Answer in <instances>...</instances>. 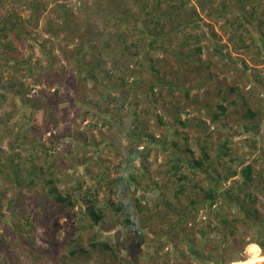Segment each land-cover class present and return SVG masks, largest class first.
I'll use <instances>...</instances> for the list:
<instances>
[{"label":"rangeland","instance_id":"1","mask_svg":"<svg viewBox=\"0 0 264 264\" xmlns=\"http://www.w3.org/2000/svg\"><path fill=\"white\" fill-rule=\"evenodd\" d=\"M39 1L41 5L46 6L42 17L38 24L34 20L25 23L28 38L22 43V52L14 53L18 63L31 60L33 71L27 75L24 70H20L19 76H15L14 69H9L4 61L6 54L4 57L1 55L0 73L3 75L0 91L4 90L2 86L4 83L10 85L11 82H14L19 88L22 83H25L29 87H36V91L48 90L49 83L52 82L51 91H54L55 88H59L60 91L50 104L43 109H38L33 114L31 106L26 102H28L27 97L32 98L35 90L27 94H16L15 91L18 90L16 86L13 89L11 86L8 88L11 93L0 109V163L13 157L21 167L17 172L25 182L29 179L28 170L30 167H35L38 175L33 185L27 184L28 181L26 185H23L21 188L24 195L23 199L20 200L19 205L10 209L7 203L14 196L15 190L6 188L8 184L5 181L6 175L4 172L1 173L0 198L3 204L1 213L6 216V220H3L0 234L6 231L5 237L10 242H14V236L18 234L24 237L25 242H33V248L36 249L37 253L26 250L24 246L16 248V253L20 254V264H134L138 259L135 254L129 252L127 247L132 243V233H137L139 227H145L148 234L152 233L151 230L160 229L161 238L168 240L165 248L171 250L174 241L169 240L168 235L164 234L169 229L168 219L162 215L163 205L160 204L159 208L156 209L155 203L162 195V191L175 199L174 192L179 188V180L177 176L167 175L163 172L166 166L172 163L173 155L182 159L180 163L184 167L183 170L191 173L190 167L187 165L188 161L201 157L205 147L210 158L206 161L205 167H208L212 174L223 173L224 167L229 166V162L223 165V159L218 158L217 152L221 142L226 140L228 147L237 156L243 158L246 163H254L255 171L264 168V63L254 61L255 59L261 61L264 54L256 48V43L260 44L262 36L254 28L257 26L256 22H245L244 26H240L236 30L233 23L227 21L231 17L229 13L219 17L215 15V18L212 19L202 12L198 0H189V3L185 5L183 11L186 13L198 11V16L195 15L194 17V25L197 29L183 28V30L185 28L188 30L190 43H192L185 49H191L194 52V58L186 70L188 71L187 82H183L185 73L173 62L174 58L171 51L153 50L151 53L154 58H159L161 62H164V66L161 68V76L166 73L168 77H171L169 73L170 70H173L177 79L186 88H177L168 93L167 87H164L163 96L156 101L139 89L137 92L140 99L139 104L136 105L135 101H132L134 108L138 107L137 110L141 109V112L148 111L149 108L148 117L144 113L141 114L143 115L141 119H145L146 126L150 128L146 132L155 133L158 139H166L168 149L164 150L155 142L146 141V145L145 142L142 143V146L139 147L141 150L147 145L152 147L146 158L149 163L148 175L141 178V169L145 163L138 156V160L141 162L140 169L135 167L134 171L132 170L136 180H134L133 186L127 184V188H124V185L122 186L116 179L122 175L128 180L131 168L126 167L124 160L126 159L125 156L128 155L130 145L129 140L120 134V130L110 125L111 120L116 123L115 117H119L113 114L117 106L114 103L107 105L106 101L96 97L95 93H100L102 81L97 83L92 78L85 79L84 76H79L80 66L73 56L76 54L74 49L78 48L76 44L81 43V38L72 39L70 32L67 31L68 29L71 32L79 30L81 35H84L88 27V24L87 26L84 25L88 14L83 11L84 7L83 9H76L75 3H82L77 2V0H71L70 3H66L64 0ZM89 1L92 2V0ZM6 2L9 11L13 12L14 8L25 20H28L26 8L20 7L18 4L14 5V2L10 0H5ZM58 4L63 5V7L66 6L68 10L74 11V14L71 17L72 20L68 22V28L66 26L65 28L59 27V33L55 34L47 32L46 26L48 21L56 23L57 27L61 25L63 19ZM69 4L75 8L68 7ZM210 4L208 5L210 6ZM130 5L128 4V6ZM214 5V7L218 6L217 3ZM164 6L165 3H163ZM246 7L248 12L251 10L255 12V17L252 20L260 16L264 18V0H250ZM135 8L133 6V10ZM100 13L104 17V11L102 10ZM97 16L94 17L96 22L91 20L96 23L97 28L95 30L90 28L99 40L97 51L93 54H87L83 64H87L94 57L99 59L95 60L96 62L99 61L98 64L100 63L95 71L98 76L103 77L102 71L108 72V70L115 69L110 57L111 54H108V46L105 44L107 35H113L111 40H108L109 48L113 50L118 35L127 31L128 25L123 22L120 24L111 22V27H108V22L102 23V19H98ZM134 16L138 18L137 13ZM173 22L172 20L168 21L165 28L171 32L174 46H176L180 45L181 40L185 37V32L177 28L178 24L182 26L184 23L183 21L182 23ZM206 22L211 23L212 31L206 26ZM200 25L203 26V31ZM204 31L208 34L209 39L201 35ZM126 34H128L127 45H131L132 41L141 36L138 29H132ZM240 35L243 39H240ZM12 37L15 38V42H18L16 36L12 35ZM198 39L202 40L201 43ZM211 44L225 45L224 60L222 56L210 52ZM198 46L202 47L201 52L197 50ZM99 50L103 56L102 60L100 57L98 58L99 53L97 52ZM126 51L128 52L127 55L131 56L136 50L134 47H130ZM244 62L249 66L247 72L242 70ZM127 63L124 61V66ZM206 64L207 66H205ZM138 65L137 62L134 63V68L136 69ZM114 74L113 81L117 80L121 73L116 71ZM34 79L41 80L38 87L34 86ZM132 79L130 78V81ZM237 85L241 88L243 97L240 96L239 92L231 91V86ZM217 88L221 89V94L227 95L224 103L229 108V115L221 116L220 119L213 121L211 113L217 110L220 98L216 95ZM188 90L189 94H187ZM84 99L87 100L84 101ZM129 107L130 105H127L122 109V112L126 113L123 121L131 118L133 112L128 113ZM247 108H251L256 115L254 117L243 116ZM128 114L129 118L127 119ZM160 117L162 121L159 120ZM180 120H183V123ZM252 121L259 122L255 129L251 128L253 126ZM187 134H189V138L185 137ZM16 153L17 155H14ZM44 153L46 158L43 157ZM89 156L95 157L94 163L90 160L84 161ZM244 163H240L238 167L241 168ZM50 164L52 171L61 169L54 175L53 183L58 185L59 190L64 195L73 194L77 191V187L72 186V184L76 185L74 182L78 179L84 180L83 189L87 186H96L95 184L98 183L97 180L99 179L98 175L103 173L104 182H100L101 188L98 196L100 203L106 204L104 207H106L108 217L101 224L91 228L90 223L92 221H89L84 209L78 204L72 209L68 208L67 205L61 206L53 198L48 199L50 214L48 216L43 214L38 201L45 199L48 194V186L45 183L49 178L46 173L50 171ZM236 166L237 164L234 165V167ZM42 170L45 174H41ZM207 175L206 173L196 174L194 180L201 181ZM261 176L258 175L254 178L253 185L257 184V179ZM242 179L240 174L235 175L225 181L224 185L225 187L236 186L237 181H242ZM150 183L152 185L146 189ZM205 183H208V180ZM107 184L110 188H106L105 185ZM111 188H115L116 193H112ZM250 190L254 191L255 189L251 186L241 194L244 195ZM202 194L200 189L195 191L196 197L198 195L201 197ZM75 195L77 197V193ZM110 199L125 204V211L131 215L134 225L130 226L123 220V217H126L123 212L121 214L118 212L119 217L114 215L113 210L107 207L109 205L107 202ZM185 199L184 197L183 202H186ZM59 206L62 207L61 212H57ZM58 213L60 215L56 216ZM151 215L152 219L148 220L147 218ZM127 216L129 215L127 214ZM92 236L96 237L95 240L110 239L112 245H115L118 257L115 258L109 250L104 252L105 249L100 248L87 253L86 249L92 250L90 245V241L93 240ZM151 236L159 238L156 234L154 236L151 234ZM118 237L121 244L116 246ZM148 241L149 239L143 240L140 245V250L144 253ZM178 243L179 248L186 251L184 244L180 241ZM248 246L243 253L244 258L240 261L248 258ZM73 247H77V254H71ZM164 251L165 249L161 252ZM173 251H175V247H173ZM258 255L254 260H248V264H264V255L261 250ZM159 261L160 263L164 262L162 258ZM139 262L142 264L143 261L139 260ZM238 262L229 264H238ZM194 264L196 263L194 262Z\"/></svg>","mask_w":264,"mask_h":264},{"label":"trees","instance_id":"2","mask_svg":"<svg viewBox=\"0 0 264 264\" xmlns=\"http://www.w3.org/2000/svg\"><path fill=\"white\" fill-rule=\"evenodd\" d=\"M10 1L14 2V5L18 4L20 7H24L28 10V20H25L17 10H14V8L13 12L9 11L8 6L6 5L8 3H5V0H0V57L1 55L4 57L6 54L4 61L9 69H14L15 76H19L18 72L20 70H24V72L29 75L33 71L31 60L25 61L24 63H18L16 60L17 56L14 53L22 52V43L28 38V34L25 31V23L34 20L36 24H38L46 6L43 4L41 5L39 0ZM79 1L82 3H75L76 9H83L84 7L83 11H86L88 14L84 25L87 26L88 24V27L86 28L84 35H81L82 33L79 32V30H74L72 32L69 29L67 30L70 32V37L72 39L81 38V43L76 44L78 48L74 49L76 54L73 58L76 59L78 66H80L78 72L79 76H84L85 79L92 78L97 83H100L101 81L103 82L100 86V93H95L96 97L100 98V100L106 101L107 105L114 103L117 106V109L113 114H116L119 117H115L116 123L111 120L110 125L113 126V128L117 127L118 130H120V134L129 140L130 146L128 148V155L125 156L126 159L124 160V163H126V167L131 168V171L128 175V180L120 175L117 177L116 181L121 183L122 186L124 185V188H127V184L133 186V182L136 180L133 173L135 167L136 169H140L141 162L138 160V156H140L142 162L145 163L142 167L143 169H141V178H145L148 175L147 167L149 163L146 158L147 155L150 154L149 150L152 147L147 145V147H143V150H141L139 147L142 146V143L145 142L146 145L147 142H155L159 144V146H162L164 150L168 149L166 147V139H158L155 133L146 132V130H149L150 128L146 126V120L141 119V116H143L141 114L144 113V115L148 117L149 108L148 111L141 112V109L137 110L138 107L134 108L132 105L133 100L136 105L139 104L140 99L137 96L138 90L141 89V92H145V94L151 96V98L156 101L163 96L164 87H167L168 93H171V91H174L177 88H186L180 83V80L177 79L175 71L173 70H170L169 73L171 77H168V74L166 73L164 76H161V68L164 66V62H161L159 58H154V55L151 52L153 50L171 51L174 58L173 62L185 73L183 76V82H187L186 77L188 71L186 70L194 58V52H192L191 49H185V47L192 44L190 43L188 30L197 29L194 25V17L195 15L198 16V11L194 10L189 13L183 11L185 5L189 3V0H103L101 2L99 0H92L91 3L89 0H77V2ZM64 2L70 3L71 0H64ZM248 2H250V0H198L202 12H204L209 18L214 19L215 15L219 17L220 15L229 13L231 17L227 21L231 24L233 23L236 30L239 29L240 26H244L245 22L251 23V21H255L257 26L254 28L257 30V33H261L262 35L260 44L256 43V48L260 53L264 54V18L260 16L252 20V18L255 17V12L252 10L249 12L247 11L246 6ZM163 3H165L164 7ZM209 3H211L210 6L208 5ZM215 3L221 7H214ZM128 4L131 5L128 6ZM133 6H135V9L137 10H133ZM68 7L75 8L70 6V4ZM102 10L105 13L104 17L101 16L102 14L100 13ZM59 11L63 19L61 25L57 27L56 23L48 21L46 26L48 29L47 32L56 34L60 31L59 27L65 28L66 26L68 28V22L72 20L71 17L73 16L72 14H74V11L68 10L66 6L63 7V5H59ZM136 13L138 14V18H135L134 16ZM95 16H97L98 19H102V23L108 22V27H111V22H114L115 24L123 22L128 25L126 29L127 31L124 33L121 32L120 35H118L113 50L112 48H109L108 43V40H111L110 38L113 35H107V41L105 44L108 46V54H111L110 57L112 58L115 69L108 70V72L106 70H104V72L102 71L103 77L98 76L95 71V68L100 66V63H97L99 61L96 62L95 60L99 59H95L94 57V59L88 61L87 64H83L87 54H93L97 51L99 40L95 36L96 34L90 29L92 28L95 30L97 28L95 23L96 20L94 18ZM92 19L95 22L91 21ZM171 20L175 23L177 21L178 23H182V21L184 23V26L178 24L177 27L179 30L181 29L185 32V37L181 40L180 45L174 46V39L171 36V32L165 28L168 21L170 22ZM170 24L173 25L172 23ZM206 26H208L209 29L212 27L209 22H206ZM184 27L188 30H186V28L183 30ZM200 27L203 31V26L200 25ZM132 29H138L141 36L132 41L131 45H127L128 34L126 33ZM205 32L206 31L201 35H204L203 37L209 39L208 34ZM12 35L16 36L18 42H15V38H13ZM240 36V39H243L242 35ZM198 38H200V36H198ZM201 39H198L200 43L202 41ZM130 47H134L136 50L132 55L130 54L131 56L127 55L128 52L126 51ZM197 50L201 52L202 47L198 46ZM224 51V44H211L210 52L222 56L223 60L226 55ZM97 53H99L98 58L100 57L102 60L103 56L101 51L99 50ZM128 57L129 60H127ZM124 61L128 62L125 66L123 64ZM254 61L264 63V58L261 61L259 59H255ZM136 62L139 65L135 69L134 63ZM205 66H207V64ZM242 70L243 72L249 70V66L246 62L243 63ZM116 71H119L121 74L118 76L117 80L113 81L112 78L115 76L114 72ZM2 75L3 73H0V82L2 81ZM130 78H133L132 81H130ZM40 83L41 80L34 79V86L38 87ZM2 86L4 87V90L0 91V109L5 101L8 100V95L11 93L8 91V88H10L9 86L13 89L16 85L14 82H11L10 85L4 83ZM52 88V82L49 83L48 90L42 89L38 91H36V87H29V85L22 83L20 88L17 87L18 90L15 92L16 94H27L28 92H33L35 90L32 98L27 97L28 102H26V104L31 106V112L35 114L38 109H43L52 102V99L57 97L56 94L60 89L55 88L54 91H51ZM231 91H237L240 93V96L243 97L241 88L238 85L231 86ZM187 94H189V90L187 91ZM216 95L220 98L217 104V110H214L211 113L213 121L220 119L221 116L229 115V108L224 103L227 99V95L225 93L221 94L220 88H217ZM13 96H15V94H13ZM85 100L87 99H84V101ZM242 102H244V100H242ZM127 105H130L128 113H133L130 119H128V114V120L123 121L126 113L122 112V109L127 107ZM244 115L254 117L256 114L251 108H247V111L243 116ZM159 120L162 121V118L160 117ZM180 122L183 123V120H180ZM251 123L253 125L251 128L255 129L256 124L259 122L252 121ZM197 124L201 125L202 123ZM175 130H177V128H175ZM185 137L189 138L190 136L187 134ZM14 155H17V153ZM217 156L218 158L223 159V165L229 162V166L224 167L225 170L223 173L216 172L212 174L209 171V168L205 167L206 161L210 159L205 147L203 148V155L201 157L188 161L187 165L190 167L191 173L183 170L184 167L180 163L182 159L173 155L171 158L172 163L166 166L163 172L167 175L171 174L175 177L177 176V179L179 180V188L174 192L175 199L166 195V193L162 191V195H160L159 199H157L158 201L155 203L156 209L159 208L160 204L163 205L162 215H164L165 219H168L169 228L164 234L168 235L169 240L174 241V243H172L173 246H171V250L165 248L168 240L161 238L162 234L160 235V229L151 230L153 236L155 234L158 235L159 238L157 239L155 237L153 238L151 234H148L145 227L140 228L138 226L139 229L137 233H132V243L127 247L130 250L129 252L135 254L138 259L134 264H140L139 260L143 261L144 264H170L171 258V264H194V262L196 264H229L235 261H239L238 264H248L249 261L259 256L258 254L260 253V250L264 255V168L255 171L254 163H246L243 158L239 157V155L237 156V154L228 147L226 140L221 142ZM43 157L46 158L45 153ZM94 158L95 157L89 156L86 157L84 161L90 160L94 163ZM16 162L17 161L12 157L7 161L0 163V175L4 172L6 175V177L4 175L6 179L5 181L8 182L6 188L9 187L15 190L14 196L7 203L8 208L10 209L19 205L20 200L23 199L24 195L21 192L23 185H26L27 181V184L33 185V183L36 182L35 178L38 175L35 167H30L28 170L29 179L25 182L23 177L17 172L21 167L19 166V163ZM240 163H244L241 168L238 167ZM235 164H237L236 167H234ZM49 169L50 171L46 173L49 175V178H47L45 183L48 186L47 197L45 199H39L38 201L42 207L40 209L43 214L47 216L50 214L48 199L53 198L56 202L60 203L61 206L67 205L68 208L72 209L78 204L84 209L85 215L89 221H92V223H90L91 228H95V226L101 224L106 217H108L106 207H104L106 204L102 205L98 196V192L101 188L100 182H104L103 173L98 175L99 179L97 180L98 183L95 184L96 186H87L83 189L82 183L84 180L78 179L74 182L76 185L72 184V186L77 187V191L73 194L68 193L64 195L59 190L58 185L53 183L54 175L56 172L61 171V169H58V171H52L51 164L49 165ZM199 173H206L208 175L201 179V181L194 180V176ZM41 174H45L44 170L41 171ZM239 174L243 178L242 181L238 180L236 186L231 185L230 187H225V181ZM258 175L262 176L257 179V184L253 185V180ZM57 180L60 181L59 178H57ZM207 180L208 183H205ZM151 185V183L148 184L146 189ZM105 186L106 188H110L109 184ZM251 186L254 187V191L250 190L244 195L241 194L245 189H248ZM197 189H200L203 193L201 197L200 195H198V197L195 196V191ZM110 190L112 193H116L115 188H111ZM76 193L77 197L75 195ZM184 197L186 198V202H183ZM108 203L109 205L107 207H109L110 210H113L115 216L119 217L121 212H123L126 214V217H123V220L130 226L134 225L131 215L128 211H125L126 208H124L125 204L123 202H115L110 199L107 204ZM2 206L3 204L0 198V216H2L0 217V227L3 224V220H6V216L1 213ZM61 208L62 207L59 206L57 212H61ZM118 212H120V214H118ZM127 214L129 216H127ZM59 215L60 213L56 216ZM173 215L175 216L174 218ZM147 219L151 220L152 215ZM5 234L6 231H3V233L0 234V264H20V254L16 253V248L18 246H24L26 250L37 253L36 249L33 248L32 241L25 242V239H23L24 237H21L18 234L14 236V242H10L7 240V237H5ZM92 238L93 240L90 241L92 250L86 249L87 253L100 248L105 249L104 252L109 250L113 257H118V253L114 247L115 245H112L109 241L110 239L95 240L96 237L94 236H92ZM147 239H149V241L146 243L147 248L144 249V253L140 250V245L143 240ZM178 241L184 244L186 251L179 248ZM117 243L116 246L121 244L120 238L117 240ZM247 246L248 258L244 261H240L244 258L243 253ZM148 247L150 248L148 249ZM173 247H175V251H173ZM76 248L77 247L72 248L71 254L78 253V249ZM164 249L165 251L161 252ZM160 258L164 260L163 263H160Z\"/></svg>","mask_w":264,"mask_h":264},{"label":"bare ground","instance_id":"3","mask_svg":"<svg viewBox=\"0 0 264 264\" xmlns=\"http://www.w3.org/2000/svg\"><path fill=\"white\" fill-rule=\"evenodd\" d=\"M255 259V258H254ZM254 259H252V260H254Z\"/></svg>","mask_w":264,"mask_h":264}]
</instances>
